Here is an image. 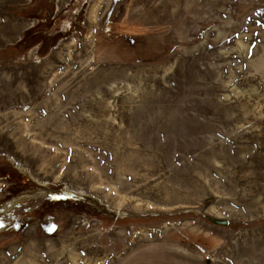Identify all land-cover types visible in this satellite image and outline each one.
<instances>
[{"label": "rangeland", "instance_id": "374dc122", "mask_svg": "<svg viewBox=\"0 0 264 264\" xmlns=\"http://www.w3.org/2000/svg\"><path fill=\"white\" fill-rule=\"evenodd\" d=\"M38 189L0 264H264V0H0V209Z\"/></svg>", "mask_w": 264, "mask_h": 264}, {"label": "crops", "instance_id": "0c3cea01", "mask_svg": "<svg viewBox=\"0 0 264 264\" xmlns=\"http://www.w3.org/2000/svg\"><path fill=\"white\" fill-rule=\"evenodd\" d=\"M180 244L181 245L176 248L178 250L177 253H172L167 256L166 259H170V261L163 262L160 261L157 255H152L145 258L139 257V259L130 260L125 264H212L206 257H203V262L196 261V255H199L200 251H202L200 248H196L191 245V243Z\"/></svg>", "mask_w": 264, "mask_h": 264}, {"label": "bare ground", "instance_id": "6f19581e", "mask_svg": "<svg viewBox=\"0 0 264 264\" xmlns=\"http://www.w3.org/2000/svg\"><path fill=\"white\" fill-rule=\"evenodd\" d=\"M96 8H97V5L95 6V9ZM93 10H94V8H93ZM11 160L15 161V158H13L11 156ZM18 163H19L18 166L20 168L24 167V165L22 163H20V162H18ZM32 177L34 179H36L38 182L41 181V180L38 179V177L36 178V176L33 173H32ZM41 189H38V191H36L34 193L26 191L22 195H18L16 197H14L12 200L7 201L5 203V205H3V207L0 209V213L2 214V217H5V215H7V213H9V211H12L14 208H16L19 204H22L24 201H28L29 199L40 197L42 194L44 195V194L47 193L46 191L44 192V190H41ZM69 191L74 193V194H77L79 196H86V197L87 196H91V194L87 195L86 194L87 192H86L85 188H82V187L69 186ZM2 217H0V218H2ZM28 254L30 255L31 253L28 252ZM39 263L40 264H44L45 260L44 261H39Z\"/></svg>", "mask_w": 264, "mask_h": 264}, {"label": "trees", "instance_id": "16d2710c", "mask_svg": "<svg viewBox=\"0 0 264 264\" xmlns=\"http://www.w3.org/2000/svg\"><path fill=\"white\" fill-rule=\"evenodd\" d=\"M129 47H130V51H133L134 50V52H136L135 51V48L133 49V46L130 45Z\"/></svg>", "mask_w": 264, "mask_h": 264}, {"label": "water", "instance_id": "95a60500", "mask_svg": "<svg viewBox=\"0 0 264 264\" xmlns=\"http://www.w3.org/2000/svg\"><path fill=\"white\" fill-rule=\"evenodd\" d=\"M225 224L227 223V221L224 222Z\"/></svg>", "mask_w": 264, "mask_h": 264}, {"label": "flooded vegetation", "instance_id": "af4514ba", "mask_svg": "<svg viewBox=\"0 0 264 264\" xmlns=\"http://www.w3.org/2000/svg\"><path fill=\"white\" fill-rule=\"evenodd\" d=\"M35 4H36V2H35ZM39 7V6H38ZM42 11V10H41Z\"/></svg>", "mask_w": 264, "mask_h": 264}, {"label": "snow or ice", "instance_id": "6c2138e0", "mask_svg": "<svg viewBox=\"0 0 264 264\" xmlns=\"http://www.w3.org/2000/svg\"><path fill=\"white\" fill-rule=\"evenodd\" d=\"M50 230H52V229H50Z\"/></svg>", "mask_w": 264, "mask_h": 264}]
</instances>
